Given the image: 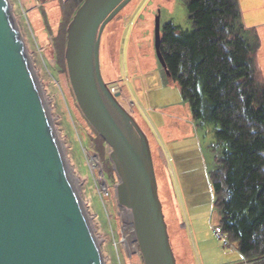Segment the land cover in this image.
I'll list each match as a JSON object with an SVG mask.
<instances>
[{"label": "rangeland", "instance_id": "1", "mask_svg": "<svg viewBox=\"0 0 264 264\" xmlns=\"http://www.w3.org/2000/svg\"><path fill=\"white\" fill-rule=\"evenodd\" d=\"M7 1L104 264H143L130 212L117 203L110 149L81 113L69 83L65 49L50 34L61 21L58 5L65 0ZM185 4V0H132L104 29L101 73L106 83H118L120 97L149 140L177 264H245L233 243L223 245L228 241L224 234L220 239L215 235L219 217L209 173L221 152L215 137L218 126L192 118L156 55L155 18L159 13L160 30L166 23L190 30ZM260 62L264 69V59Z\"/></svg>", "mask_w": 264, "mask_h": 264}, {"label": "water", "instance_id": "2", "mask_svg": "<svg viewBox=\"0 0 264 264\" xmlns=\"http://www.w3.org/2000/svg\"><path fill=\"white\" fill-rule=\"evenodd\" d=\"M132 0H84L64 58L77 105L109 147L115 196L130 212L143 264H177L149 140L100 68L105 27ZM161 39L155 18L154 46ZM0 264H104L64 163L7 0H0Z\"/></svg>", "mask_w": 264, "mask_h": 264}, {"label": "trees", "instance_id": "3", "mask_svg": "<svg viewBox=\"0 0 264 264\" xmlns=\"http://www.w3.org/2000/svg\"><path fill=\"white\" fill-rule=\"evenodd\" d=\"M83 1L65 0L58 5L61 21L50 34L63 49L67 27ZM185 1L191 29L164 24L158 47L162 68L178 87L192 118L218 126L215 137L221 152L209 173L218 228L246 262L264 264L260 38L245 27L239 0Z\"/></svg>", "mask_w": 264, "mask_h": 264}, {"label": "crops", "instance_id": "4", "mask_svg": "<svg viewBox=\"0 0 264 264\" xmlns=\"http://www.w3.org/2000/svg\"><path fill=\"white\" fill-rule=\"evenodd\" d=\"M239 3L245 27L254 29L260 38L259 66L264 76V69L260 62V59L261 61L264 59V0H239Z\"/></svg>", "mask_w": 264, "mask_h": 264}, {"label": "built area", "instance_id": "5", "mask_svg": "<svg viewBox=\"0 0 264 264\" xmlns=\"http://www.w3.org/2000/svg\"><path fill=\"white\" fill-rule=\"evenodd\" d=\"M215 235L219 239L222 238L221 230L218 227L215 229ZM223 245L226 246V247H228V242L227 241H224V244ZM245 264H247L246 261H245Z\"/></svg>", "mask_w": 264, "mask_h": 264}, {"label": "bare ground", "instance_id": "6", "mask_svg": "<svg viewBox=\"0 0 264 264\" xmlns=\"http://www.w3.org/2000/svg\"><path fill=\"white\" fill-rule=\"evenodd\" d=\"M93 162L95 163V160H93ZM97 165V164H96ZM130 216V215H129ZM130 220H131V218H130Z\"/></svg>", "mask_w": 264, "mask_h": 264}]
</instances>
